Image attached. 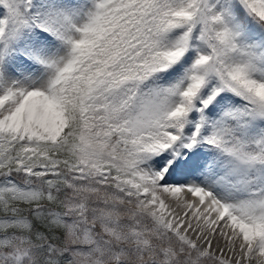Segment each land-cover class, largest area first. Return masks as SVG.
Wrapping results in <instances>:
<instances>
[{"label": "snow or ice", "instance_id": "6c2138e0", "mask_svg": "<svg viewBox=\"0 0 264 264\" xmlns=\"http://www.w3.org/2000/svg\"><path fill=\"white\" fill-rule=\"evenodd\" d=\"M0 264H264V0H0Z\"/></svg>", "mask_w": 264, "mask_h": 264}]
</instances>
